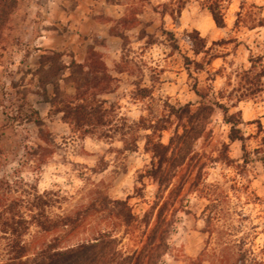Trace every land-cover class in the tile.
Instances as JSON below:
<instances>
[{
    "label": "rangeland",
    "instance_id": "rangeland-1",
    "mask_svg": "<svg viewBox=\"0 0 264 264\" xmlns=\"http://www.w3.org/2000/svg\"><path fill=\"white\" fill-rule=\"evenodd\" d=\"M24 1L18 2L12 27L6 31L7 41L0 50V176L12 175L19 170L25 179L37 182L40 192L53 191L55 201L49 208L52 215L83 209L92 199L104 194L112 199L128 198L133 212L142 216L154 200L157 190L156 183L145 178V197L134 196L136 186H141L138 175L144 172L151 160L150 153L145 149V140L140 137L135 150H122L123 142L119 136L111 140L95 136L78 139L73 136L69 125L62 121L61 113L49 114L51 105L45 103L43 96L38 93L37 76L34 75L42 54H34L31 48L36 46L21 40L18 32L23 28L14 23L19 18L16 14L22 12ZM114 1L126 5L125 13L138 12L143 24L127 30L129 42L124 48L121 44L118 58L109 56L108 67L116 77L113 82L115 89L100 97L113 101L116 113L130 121H137L141 117L157 119L167 112V103L198 101L199 97L192 90V85L196 81L200 86L205 85L208 74L193 68L192 74H188L185 59L194 58V55L184 40L186 31L197 29L208 39L209 45L215 40H228L215 47L220 57L212 64L217 71L212 83L215 91L224 90L225 94L232 91L234 101L241 97L238 106L231 108L230 112L242 111L245 123L241 127L248 136L246 144L253 160L246 166L243 175L220 162L207 163L205 181L219 184L224 193H228L229 200L223 202V206L230 210L227 219L216 223L219 231H215L209 253L221 245L218 237L227 240L229 235L224 230H228L235 238L245 236L247 246L253 247L261 255L260 248L264 244V162L255 149L260 145L264 133V79L260 90L250 94L246 90L248 81L238 72L250 67L251 51L254 55H264V26L250 28L261 14L264 16V0H230L225 11V27L216 26L209 11L201 6L199 0H187L181 14L175 17L169 14L170 7L163 6L171 0ZM166 9L168 13L163 16L161 12ZM112 24L121 29L115 21ZM141 28H145L152 36L140 39ZM162 29L172 31L173 38ZM97 41L99 44L104 43L100 38ZM21 48L25 49L22 54L18 51ZM105 55L102 52L103 59ZM122 65L127 70L120 72L117 69ZM139 84L150 88L149 96L139 95ZM61 85L67 92H74L70 80L62 81ZM48 89L52 96V87ZM25 101L37 108L43 117L45 128L52 135L48 136L47 141L39 136L38 126L27 122L30 106L25 104L21 107ZM20 108L19 122L14 126H4L6 112L16 115ZM229 127L222 111L217 109L208 123L206 133L196 141V150L216 157L226 143L230 156L242 162L241 142L230 141ZM173 129L174 126L163 132V142H168ZM147 132L140 130L142 135ZM26 145L35 148L41 145L43 148L37 151L38 156L28 151ZM243 184L248 186V191L234 188V185L239 188ZM182 197L185 210L177 215L169 236L171 248L163 255L160 264H195L193 259L206 247L209 233L204 231L207 226L204 210L209 201L190 192L188 185ZM104 229L114 233L119 248L125 252L139 248L142 244L143 228L137 225L126 227L119 219L101 214L89 216L70 242L89 238ZM52 237L32 226L25 239L37 244ZM4 253L0 247V261L6 259ZM202 258V264H211V259L218 257L204 255ZM258 258L264 261V256Z\"/></svg>",
    "mask_w": 264,
    "mask_h": 264
},
{
    "label": "trees",
    "instance_id": "trees-1",
    "mask_svg": "<svg viewBox=\"0 0 264 264\" xmlns=\"http://www.w3.org/2000/svg\"><path fill=\"white\" fill-rule=\"evenodd\" d=\"M199 1L201 6L209 11L217 27L226 26L225 11L230 0ZM18 2L19 0H0V50L7 41L6 31L12 27ZM186 3L187 0H171L163 6L168 9L170 7L169 14L175 17L181 14ZM166 13L167 9L161 12L163 16ZM115 22L121 29L113 25L110 33L122 39L123 48L129 42L127 30L143 24L136 11L125 13L124 16L115 19ZM258 26H264L262 14L250 28ZM162 31L173 38L172 31L165 29ZM151 36L145 28L140 29V39ZM184 40L194 55V58L185 59L188 74H192L191 68L198 72L205 71L208 74L207 83L200 86L196 81L192 85V90L199 97L196 103H167L165 115L154 120L141 117L137 121H130L116 113V104L113 101L100 97L114 91L113 82L116 77L110 72L102 52L93 45L89 46L83 62H77L72 57L67 64L63 59L65 53L52 49L41 55L39 67L34 75L37 76L38 93L51 105L49 114L61 113L62 121L69 125L73 136L78 139L95 136L111 140L119 136V140L123 142L122 150L137 149L138 141L143 137L145 149L150 153L151 160L144 172L138 175L141 186H136L134 196L145 197V178L152 179L157 185V190L154 200L142 216L133 212L128 198L112 199L104 194L92 199L83 209L73 213L52 215L49 208L55 201L52 197L53 191L40 192L37 182L28 181L18 172L19 170L12 175L0 176V247L5 251L6 257L0 264H160L163 255L171 248L169 236L177 215L185 210L182 193L186 185L190 192L193 191L209 201L204 210L207 223L204 231L209 233V237L206 247L196 259H193L194 263L202 264V257L207 255L218 257L211 259V264H264V261L258 258L264 256V244L259 255L253 247L247 246L245 236L235 238L228 230H224V233L229 235L227 240L218 237L221 245L218 248L214 247L209 253L215 231H219L216 223L227 219L230 210L223 206V202L229 200L228 193H224L219 184L205 181L207 163L220 162L227 167L235 168L238 174L243 175L253 157L246 144L248 136L241 127L245 123L242 111L230 112L231 108L238 106L241 97L234 101L232 91H227V94L224 90L215 91L212 83L217 74L212 64L220 57L215 52V47L228 40H215L209 45L208 39L197 29L186 31ZM249 61L250 67L242 68L238 74L248 81L249 85L246 88L248 93L256 94L264 79V55H254L251 51ZM67 70L70 74L65 77ZM117 70L122 72L127 68L122 65ZM66 80L73 83L74 92L69 93L62 88L61 83ZM48 86L52 87V96L49 94ZM137 87L141 97L150 95L149 87H142L140 84ZM25 104L28 102L25 101L21 107ZM28 105L30 113L27 122L38 126L39 136L47 141L48 136L52 135L45 128L43 117L37 108ZM21 109L16 115L6 112L7 121L4 126H14L19 122ZM217 109L222 111L225 122L230 125L228 133L230 141L241 142L242 162L230 156L229 145L226 143L216 157L201 154L195 148L196 141L206 133L208 123ZM173 126L168 142H163V132ZM140 130L149 132L142 135ZM25 148L39 156L37 151L43 147L26 145ZM255 151L261 154L260 159L264 162V133ZM234 188H245L248 191V186L244 184L239 188L234 185ZM93 214L119 219L126 227L140 226L143 228L141 246L125 252L119 248L114 233L105 229L98 230L89 238L70 242L85 220ZM32 226L53 237L48 241H38L37 244L29 243L25 237Z\"/></svg>",
    "mask_w": 264,
    "mask_h": 264
},
{
    "label": "crops",
    "instance_id": "crops-1",
    "mask_svg": "<svg viewBox=\"0 0 264 264\" xmlns=\"http://www.w3.org/2000/svg\"><path fill=\"white\" fill-rule=\"evenodd\" d=\"M21 11L16 14L19 18L15 19L14 23L23 28L18 32L21 40L36 46L31 48L34 54H44L46 50L52 49L63 51V59L67 64L72 57L77 62H83L89 46L93 45L97 50L106 53L104 60L107 65L109 56L118 58L121 54L122 39L110 33L115 19L125 15L126 5L121 2L25 0ZM99 38L104 41L103 44L98 43ZM18 51L22 54L25 49ZM28 58L29 56L26 59ZM69 74L67 70L65 77Z\"/></svg>",
    "mask_w": 264,
    "mask_h": 264
}]
</instances>
